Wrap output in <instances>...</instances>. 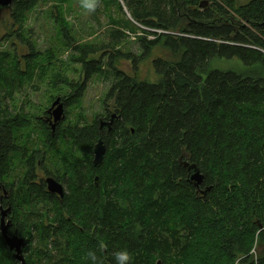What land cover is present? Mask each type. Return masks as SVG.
I'll list each match as a JSON object with an SVG mask.
<instances>
[{"label": "trees", "instance_id": "trees-1", "mask_svg": "<svg viewBox=\"0 0 264 264\" xmlns=\"http://www.w3.org/2000/svg\"><path fill=\"white\" fill-rule=\"evenodd\" d=\"M47 1L70 0L14 1L5 37L28 42L24 14ZM198 1L99 0L118 12L123 4L142 26L137 41L143 53L117 52L118 59L132 61L135 74L109 73L106 103L114 106L108 115L118 117L111 129L100 131L98 118L52 131L47 107L36 118L44 152L32 148L31 119L14 109L16 91L34 79L37 54L31 47L23 69L15 52L0 50V206L12 208L25 264H88L89 248L102 264H114L123 248L133 254L132 264H264V0H213L218 15L208 1ZM125 20L112 25L138 30ZM122 36L112 32V38ZM157 47L173 58L152 61L155 82L138 81V64ZM100 51L76 48L83 83L53 76L54 87L72 92L49 105L60 98L66 116V107L80 102L87 81L102 73L91 58ZM99 139L106 154L94 166ZM47 151L57 173L51 177L59 181L64 172L68 193L62 199L46 191ZM185 163L203 174L200 190L210 187L204 195L187 181ZM30 231L39 249H32ZM0 264H19L1 234Z\"/></svg>", "mask_w": 264, "mask_h": 264}, {"label": "rangeland", "instance_id": "rangeland-1", "mask_svg": "<svg viewBox=\"0 0 264 264\" xmlns=\"http://www.w3.org/2000/svg\"><path fill=\"white\" fill-rule=\"evenodd\" d=\"M201 1L203 0H199L198 4ZM205 1H208V8H214L213 12L218 15L213 0ZM122 9L124 13L118 12L111 6L108 10L106 6L104 7L99 3L96 11L89 14L80 7V0H70L67 3L60 4L53 1L39 2L30 13L24 14L27 15V20L22 31L25 38L29 36L28 42H23L19 37L17 38L16 34L11 38L5 37L6 27L11 28L12 12L9 8L1 12L0 50L15 52L21 60L23 69L25 67L24 59L30 54L31 47L33 52L37 54L34 63L37 64L34 70V79L25 82L24 87L16 91L14 100L15 113L32 121V135L36 138L33 149L42 150V152L47 150L45 140L41 138L43 135L38 130L36 118L43 113L45 108H50L52 104L49 105L48 103L53 97L66 98L72 92V90L61 85L54 87L50 82L51 78L60 73L73 83H83L84 77L81 67L74 62L75 50L78 47H92L94 45L100 48L101 51L91 56V58L98 59L103 70L101 74L94 75L87 81L80 102L66 107L67 114L60 126L68 124L89 125L98 118H106L108 113L113 112L114 102L109 101L106 103V96L112 80L109 74L110 71L115 68L117 71L130 76L135 74L132 61L128 58L118 59L117 52L122 51L123 54H131L137 57H140L143 53L140 43L137 41L139 37H143L142 26L131 20L123 4ZM123 19H126L124 21L126 27H128L127 22L130 20L138 30L132 32L130 29L124 30V25H112L114 20ZM244 24L248 26L246 23ZM115 29L119 33H123L124 37L122 36L120 39L112 38V32ZM143 29L147 31L146 28ZM63 30H67V33L63 34ZM64 35L68 36L71 41L67 40V43ZM146 39L150 40L153 37L148 36ZM156 58L169 60L173 56L160 47L155 48L151 57L138 64L137 74L135 75L138 81L153 83L157 80L154 66H152V61ZM26 83L28 85H25ZM40 144H42L41 148H39ZM44 157L46 158L45 167L49 171V175L55 177L57 173L54 172L56 170H54L51 151L45 152ZM79 163L81 164L80 161ZM63 175L64 172L60 173L59 181L67 194V184ZM30 232L27 239H29L32 249H39L40 242L37 233ZM260 250V248L255 249V257H257ZM52 252L55 253L54 250ZM51 256H54V254H51Z\"/></svg>", "mask_w": 264, "mask_h": 264}, {"label": "water", "instance_id": "water-1", "mask_svg": "<svg viewBox=\"0 0 264 264\" xmlns=\"http://www.w3.org/2000/svg\"><path fill=\"white\" fill-rule=\"evenodd\" d=\"M16 0H0V14L2 11L8 9L12 3ZM207 4V3H205ZM53 110V117H54V124L52 125V129H54V126L56 123H58L63 115L64 111V105L60 101V98L56 99L49 110V112ZM118 118L116 114H112L111 118L108 122H102L100 120L99 122V128L100 131L103 129V126H107L108 131L111 129V125L113 124L114 120ZM94 159H93V165L97 166L102 161L106 154V146L104 144V141L102 139H99L97 144L94 147ZM187 168L188 175H187V181L192 184L197 190L201 192V194H205L207 191L210 190V187H207L205 190H200V187L202 186L204 182V176L201 173V171L198 169V167L195 164H184ZM97 180V178L95 179ZM47 185V192L53 195L58 196L60 199H62L65 195V189L60 182L56 181L53 178H47L46 180ZM9 209L5 210L1 214L0 218V234L2 238L4 239V242L6 246L8 247L9 251L13 252V257L15 260L19 262V264H25V259L23 255V248L25 247V240L23 237H20L17 232H14L12 235L8 234V229L11 226V222L9 220H6V215L8 214ZM262 229V227L260 226Z\"/></svg>", "mask_w": 264, "mask_h": 264}, {"label": "clouds", "instance_id": "clouds-1", "mask_svg": "<svg viewBox=\"0 0 264 264\" xmlns=\"http://www.w3.org/2000/svg\"><path fill=\"white\" fill-rule=\"evenodd\" d=\"M99 0H80V7L87 13H94L98 7ZM88 264H102L98 251L94 248H89L85 253ZM133 254L123 248L114 253V264H132ZM238 264V262H237Z\"/></svg>", "mask_w": 264, "mask_h": 264}, {"label": "flooded vegetation", "instance_id": "flooded-vegetation-1", "mask_svg": "<svg viewBox=\"0 0 264 264\" xmlns=\"http://www.w3.org/2000/svg\"><path fill=\"white\" fill-rule=\"evenodd\" d=\"M205 3H208V2H205ZM63 104V103H62ZM52 106V105H51ZM51 106H50V108H51ZM50 108H48V110H47V113H48V117H46V122L48 123V126L49 127H51V129H52V125L54 124V117H53V110H51L50 112H49V110H50ZM111 115V114H110ZM110 115H108V117H106V118H101L102 119V121L104 120V122H108L109 120H110V118H111V116ZM65 120V108H64V111H63V115H62V118H61V120L58 122V123H56L55 124V126H54V129H52V131H55L56 130V128L57 127H59L60 126V124L62 123V121H64ZM102 128H105V129H107V126H103ZM42 178H43V181H44V183H45V186H46V191H47V185H46V180H47V178H53V177H51L50 175L49 176H46V173H43L42 174ZM54 179V178H53ZM57 181V180H56ZM59 182V181H58ZM60 184H62L61 182H60ZM65 189V188H64ZM66 192V191H65ZM3 197H7V192H6V190L3 188ZM52 196H54V197H56V198H59L58 196H56V195H53L52 194ZM2 208V209H1ZM7 209H9V212H8V214L6 215V220H9L10 222H11V226L9 227V229H8V234L9 235H12L14 232H16V230H15V228L13 227V225H12V221H11V219L9 218V216L12 214V208H11V206L10 205H7V206H4V205H1L0 206V218H1V214H2V212L3 211H5V210H7ZM8 216V217H7Z\"/></svg>", "mask_w": 264, "mask_h": 264}, {"label": "bare ground", "instance_id": "bare-ground-1", "mask_svg": "<svg viewBox=\"0 0 264 264\" xmlns=\"http://www.w3.org/2000/svg\"><path fill=\"white\" fill-rule=\"evenodd\" d=\"M111 115H112V114H111ZM111 115H110V116H111ZM100 120L102 121V119H100ZM100 120L98 121V123L100 122ZM103 121H104V120H103ZM103 121H102V122H103ZM99 125H100V124H99ZM1 209H2V208H1ZM7 217H8V216H7Z\"/></svg>", "mask_w": 264, "mask_h": 264}]
</instances>
